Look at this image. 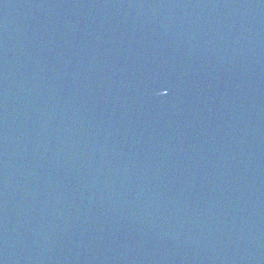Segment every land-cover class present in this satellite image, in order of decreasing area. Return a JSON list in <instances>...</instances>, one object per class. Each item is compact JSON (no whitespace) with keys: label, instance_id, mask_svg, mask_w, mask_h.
<instances>
[{"label":"water","instance_id":"95a60500","mask_svg":"<svg viewBox=\"0 0 264 264\" xmlns=\"http://www.w3.org/2000/svg\"><path fill=\"white\" fill-rule=\"evenodd\" d=\"M0 264H264V135L133 87L0 0Z\"/></svg>","mask_w":264,"mask_h":264}]
</instances>
